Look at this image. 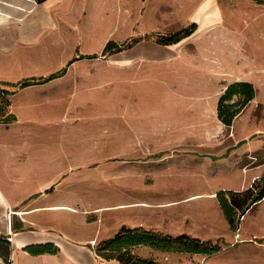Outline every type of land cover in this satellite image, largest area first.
<instances>
[{
	"label": "rangeland",
	"instance_id": "1",
	"mask_svg": "<svg viewBox=\"0 0 264 264\" xmlns=\"http://www.w3.org/2000/svg\"><path fill=\"white\" fill-rule=\"evenodd\" d=\"M148 1L127 0L116 14L106 9L105 15L92 17L95 25L88 22L90 15L74 17L78 22L55 34L53 48L35 65L39 75L58 70L71 54L97 52V57L75 60L42 90L22 92V99L38 103L58 93L50 94L57 102L51 125L17 126L19 105L12 109L8 96L6 108L16 119L0 122V164L7 154L38 148L47 156L43 163H51L54 149L74 146L79 161L66 168L70 175L62 181L75 179L77 203L89 206L76 209L75 235L108 237L120 223L139 224L214 244L208 252L147 244L130 248L159 264H264V195L243 214L234 209L235 227L216 196L219 190L243 191L264 175V28L259 30L264 0H154L147 14ZM210 8L222 15L219 23L232 26L219 32L229 35L228 48L210 45ZM192 21L205 26L189 40L159 49L149 36L132 47L102 54L108 40L120 44L139 33L168 34ZM231 79L250 81L255 92L227 125L218 118L216 106L218 92ZM193 105L202 110L193 111ZM38 107L31 106L30 113L39 114ZM13 122L6 130L4 125ZM65 124L68 128L62 127ZM63 129H70V136L81 143L73 144L65 135V145L51 147ZM20 130L33 133V138L19 143L13 133ZM60 160L57 165L65 158ZM82 172L90 174L72 175ZM5 185L11 186L9 178ZM120 198L118 202L136 208H110ZM99 204L105 206L101 211L95 207ZM80 216L92 220L80 222ZM99 259L123 264L115 258Z\"/></svg>",
	"mask_w": 264,
	"mask_h": 264
},
{
	"label": "crops",
	"instance_id": "2",
	"mask_svg": "<svg viewBox=\"0 0 264 264\" xmlns=\"http://www.w3.org/2000/svg\"><path fill=\"white\" fill-rule=\"evenodd\" d=\"M126 1L0 0V80L16 82L28 76L39 75L34 72L36 63L41 61V57L47 53V50L49 51L50 48H53V43L58 39L57 35H55L58 31H62L65 25L72 26L75 20V22H78V19H74V17L87 15H90L91 18L94 16L99 17L105 15L106 9L112 10V13L116 14V9L121 12V8ZM153 1H148L147 14L153 11ZM221 16L216 8H210L209 17L211 23L209 26L212 34L209 37V41L211 47L214 48L218 45H225L227 48V45H229L230 47L229 35H223L219 32L232 30V26L228 23H219ZM213 21L215 23H212ZM88 22L92 25L97 24L94 18ZM194 22L197 24L196 28L189 35L177 42L163 44L156 41L161 46L159 49H164L182 40H189L195 36H199L204 31L205 25L198 24L197 21ZM261 27L264 28V25H259V30H263ZM143 28L144 24L142 29L139 28L141 32ZM148 33H139L131 37L142 35L135 42L137 44L140 41H145L144 39H147V37L144 36ZM135 44H132L130 47ZM86 54H96V56L91 58L97 57V52L71 54L60 68H67L75 60L87 59L88 57L77 58ZM146 55L148 56L149 53ZM69 61L71 62L69 63ZM63 74L42 83L24 86L11 94L12 109H16L15 105H19L18 118L16 121L13 120L17 123V126L25 124L26 126L31 125V129H36L39 125H51V123L55 122L50 118V114L52 106L57 103L51 99V95L58 94L56 91L50 93L51 95H47L40 103L29 101V99H22L20 96H22V92L28 89L42 90L43 86L62 77ZM235 80L246 79L228 80L223 84L218 93H221L228 83ZM31 106H35V108L39 106L40 113L36 114L34 112L31 114L30 112L32 111L29 110ZM192 108L193 111L197 112L202 110L201 105H193ZM33 111L36 110L34 109ZM14 122L7 126L4 125L5 129L12 128L15 124ZM65 126L68 128L66 124L62 127ZM61 133V136L52 139L51 147L56 144L65 145V135L68 137L69 142L73 144L80 142L74 141L73 137L70 136V129H67V131L63 129ZM13 134L18 142L22 144L27 139L33 138L31 137L33 133H26L23 130L16 131ZM238 143L236 141L233 144ZM38 150L7 154L3 156V162L0 164V256L3 258L11 256L12 264H104L105 262L103 263L99 259V255L96 254L95 248L90 243L107 237L96 238V234L83 237L74 234L76 227L74 214L75 212H79L76 209L89 208L84 202L82 204L77 203L80 195L75 194V191H77L74 187L75 179H64L62 181L63 177L70 175L66 172V168H69L71 163L75 167L74 163L76 160L79 161L73 155L74 146L70 150L68 148H62V150L54 149V154H56L50 157L51 163H43L47 156L43 154L44 150L43 152L39 148ZM61 158H65V160L57 165L58 159L61 161ZM53 164L56 166H53ZM99 172L100 169L98 168V176L100 175ZM83 174L88 176L90 173H72L75 176H82ZM8 178L11 186L5 185V181ZM120 200L121 198L116 200V202ZM133 206L136 205L118 202L111 205L110 208L114 210L122 207H127L125 209L136 208ZM95 207H100V211L102 208H105L101 204L99 206L95 205ZM81 213L86 214L85 212ZM79 220L80 222H89L92 219L80 216ZM121 225L126 224L120 223L117 230ZM135 225L139 224L131 226ZM46 243L56 245L58 250L54 253H32L27 248Z\"/></svg>",
	"mask_w": 264,
	"mask_h": 264
},
{
	"label": "trees",
	"instance_id": "3",
	"mask_svg": "<svg viewBox=\"0 0 264 264\" xmlns=\"http://www.w3.org/2000/svg\"><path fill=\"white\" fill-rule=\"evenodd\" d=\"M196 23L193 21L174 32L168 34H146L144 37L154 36L155 41L163 44L177 42L181 38L189 35L195 28ZM141 36L131 37L122 43L114 40H108L102 49V54L113 53L124 48L130 47ZM96 54H86L80 57H94ZM71 61H69L70 63ZM66 67H62L45 76H28L16 82L0 80V122L9 123L16 119L14 113L9 112L6 105L9 104L8 96L17 89L27 85L42 83L64 73ZM254 87L251 82L246 80H235L226 85L217 99V115L225 124H231L233 117L246 105L254 96ZM239 193V194H238ZM241 195L242 198H237ZM264 195V175L247 189L236 192L233 190H219L216 194L219 204L224 212L226 219L235 227L236 217L235 208L240 209L243 214L253 203L260 200ZM238 215V216H239ZM147 244L161 249H177L187 251L208 252L214 247L210 240H200L197 237H191L186 233L177 235L162 234L153 229L145 228L141 225L126 226L121 225L119 229L110 237L99 240L95 245V252L104 259H117L123 264H159L151 259L135 255L130 251L132 246ZM32 253L50 252L54 253L58 247L51 243L39 244L27 247Z\"/></svg>",
	"mask_w": 264,
	"mask_h": 264
},
{
	"label": "built area",
	"instance_id": "4",
	"mask_svg": "<svg viewBox=\"0 0 264 264\" xmlns=\"http://www.w3.org/2000/svg\"><path fill=\"white\" fill-rule=\"evenodd\" d=\"M6 238H10V237H6ZM0 264H12V257L8 256L6 258H3L0 256Z\"/></svg>",
	"mask_w": 264,
	"mask_h": 264
}]
</instances>
